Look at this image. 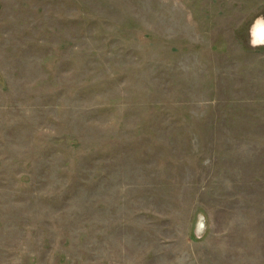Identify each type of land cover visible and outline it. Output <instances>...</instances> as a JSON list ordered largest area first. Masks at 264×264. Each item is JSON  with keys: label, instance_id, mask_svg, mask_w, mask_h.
Returning <instances> with one entry per match:
<instances>
[{"label": "rangeland", "instance_id": "374dc122", "mask_svg": "<svg viewBox=\"0 0 264 264\" xmlns=\"http://www.w3.org/2000/svg\"><path fill=\"white\" fill-rule=\"evenodd\" d=\"M258 22L264 0H0V264H264Z\"/></svg>", "mask_w": 264, "mask_h": 264}, {"label": "bare ground", "instance_id": "6f19581e", "mask_svg": "<svg viewBox=\"0 0 264 264\" xmlns=\"http://www.w3.org/2000/svg\"><path fill=\"white\" fill-rule=\"evenodd\" d=\"M253 36L255 38V42L264 41V23L258 22L253 29Z\"/></svg>", "mask_w": 264, "mask_h": 264}, {"label": "water", "instance_id": "95a60500", "mask_svg": "<svg viewBox=\"0 0 264 264\" xmlns=\"http://www.w3.org/2000/svg\"><path fill=\"white\" fill-rule=\"evenodd\" d=\"M260 41H262V40H260ZM203 225V221H201V223H200V226H202Z\"/></svg>", "mask_w": 264, "mask_h": 264}]
</instances>
